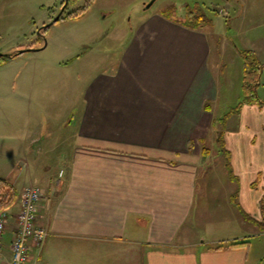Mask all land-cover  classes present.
Wrapping results in <instances>:
<instances>
[{
	"label": "crops",
	"instance_id": "crops-1",
	"mask_svg": "<svg viewBox=\"0 0 264 264\" xmlns=\"http://www.w3.org/2000/svg\"><path fill=\"white\" fill-rule=\"evenodd\" d=\"M14 1L0 0V35L24 17V0ZM209 31L158 13L133 30L118 55L109 52L84 69L63 165L53 177L23 185L11 209L19 210L24 188H42L37 224L48 236L34 254L48 264H255L259 249L264 256V105L247 103L227 120L230 171L218 142L223 117ZM260 33V42L239 49L264 62ZM27 47L41 51L46 41L15 44L9 52ZM240 77L242 97L224 115L243 99L244 61ZM37 126L22 143L39 141ZM210 131L225 174L203 181L202 170L213 167V152L203 144ZM14 135L6 130L1 137ZM4 237L0 264L11 256L12 223Z\"/></svg>",
	"mask_w": 264,
	"mask_h": 264
},
{
	"label": "rangeland",
	"instance_id": "rangeland-1",
	"mask_svg": "<svg viewBox=\"0 0 264 264\" xmlns=\"http://www.w3.org/2000/svg\"><path fill=\"white\" fill-rule=\"evenodd\" d=\"M63 1L24 0V17L19 23L2 27L5 32L0 35L3 54L10 53L15 44L46 41L44 50L25 51L0 62V175L11 171L6 179L15 184L18 192L26 183L53 177L63 165L64 149L76 129L74 109L81 105L78 91L86 81L84 69L91 68L109 52L117 51L118 55L128 43L129 35L149 16L161 13L173 17L174 9L183 18L188 10L203 13L208 21L206 27L212 32L209 31L213 45L210 67L219 87L220 99L215 103L218 118L242 97L243 60L239 48L248 40L260 42L258 33L264 30V0H69L61 18L43 28L60 13ZM19 3L23 5L22 1ZM82 10L84 13L79 17L73 13ZM46 20L49 21L43 22ZM263 35L260 33L259 37ZM262 86L261 92L257 87L259 97L264 95ZM8 108L14 112L10 124L5 116ZM32 117L40 120L37 122ZM36 124L43 133L39 141L29 139L22 143L26 138L23 135L31 129L34 131ZM6 130L15 135L2 138ZM203 144L213 152V167L204 168L200 179L221 177L225 174L221 167L223 156L217 155L219 146L211 131ZM26 147L29 152L24 154ZM34 150L36 160L32 159ZM25 159L31 160V165L24 163ZM262 251L256 252L255 264H264Z\"/></svg>",
	"mask_w": 264,
	"mask_h": 264
},
{
	"label": "built area",
	"instance_id": "built-area-1",
	"mask_svg": "<svg viewBox=\"0 0 264 264\" xmlns=\"http://www.w3.org/2000/svg\"><path fill=\"white\" fill-rule=\"evenodd\" d=\"M42 197L40 186H28L20 195V207L16 213L11 210L0 211V252L8 227L13 224L14 239L11 256L6 264H48L40 257V251L33 253V247L40 250L48 236L47 229L37 224Z\"/></svg>",
	"mask_w": 264,
	"mask_h": 264
},
{
	"label": "trees",
	"instance_id": "trees-1",
	"mask_svg": "<svg viewBox=\"0 0 264 264\" xmlns=\"http://www.w3.org/2000/svg\"><path fill=\"white\" fill-rule=\"evenodd\" d=\"M62 4L64 6L65 0L62 2ZM73 13L75 16L79 17L83 15L84 10L80 12L75 11ZM173 13H174L173 17L167 14H164V15L176 21L182 22L184 25H186L187 27H191V28H201V27H205L208 24L207 23L208 21L205 18V15L201 13L199 10L197 11L188 10L184 18L180 17L179 14H177V10L175 9L173 10ZM23 49H26V48H23ZM21 53L22 52L18 49L10 53L9 55H0V62L6 60L7 58L15 57ZM240 53L244 61L243 99L239 102L237 106L232 108L229 113L223 116V118L221 119V125L223 126V128L227 120L229 119V117L233 113L234 114L239 113L243 105L247 103L248 104L257 103V104L264 105V102L260 99L257 93V87L260 83V77H261L263 65L261 61L259 60L255 51L245 49V50H240ZM223 137H224V132L219 131L218 142L220 144L221 151H223L227 159V166L230 169V171H232V167L229 161L230 154L228 150L225 148ZM17 198H18V190L16 186L9 179L0 178V211L11 210L12 207L15 205ZM237 244H240V243H237V242L233 243V245H237Z\"/></svg>",
	"mask_w": 264,
	"mask_h": 264
},
{
	"label": "water",
	"instance_id": "water-1",
	"mask_svg": "<svg viewBox=\"0 0 264 264\" xmlns=\"http://www.w3.org/2000/svg\"><path fill=\"white\" fill-rule=\"evenodd\" d=\"M68 4H69V0H65V4L62 7V10L60 11V13L51 22H49L48 24H45L43 26V28L46 29L49 26H51L53 23H55L56 21H58L61 18L62 14H63L64 10L66 9V7L68 6ZM29 50H34V49L33 48H26V49H21L20 51L21 52H25V51H29ZM9 54L10 53H7V54L0 53V55H9Z\"/></svg>",
	"mask_w": 264,
	"mask_h": 264
}]
</instances>
